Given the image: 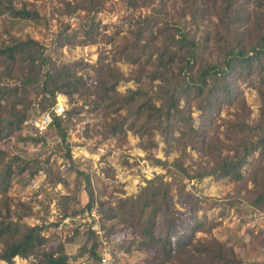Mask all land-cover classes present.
Wrapping results in <instances>:
<instances>
[{"label":"trees","instance_id":"16d2710c","mask_svg":"<svg viewBox=\"0 0 264 264\" xmlns=\"http://www.w3.org/2000/svg\"><path fill=\"white\" fill-rule=\"evenodd\" d=\"M123 1L127 8H149L143 14H132V24L113 43L122 60L131 65L127 74L100 54L94 66L95 78L89 82L77 74V62L51 66L43 45L31 36L11 35L7 41H0V139L17 131L27 117L23 104L31 91L41 95L40 112L50 109L56 93L65 94L69 100H82L64 117L52 114L46 132L54 131L66 144L69 159L66 139L71 119L87 105L88 112L99 116L93 127L96 134L121 142L130 132L138 137L150 162L164 169V173L147 179L137 193L118 198L114 205L108 200L97 201L101 228L107 231L126 227L134 234L137 246L160 253V259L148 258L142 264H231L234 261L229 250L216 238L196 237L197 232L210 233L215 225L205 215L198 218L193 214L184 224L186 231L174 239L168 231L158 234L156 225L168 217L174 195H183V178L228 179L246 189L239 197L252 208L264 210V0H182L176 19L165 10L163 0ZM103 3L66 2L64 13L81 9L87 15L93 14L89 20L95 24L94 13ZM2 8L18 20L38 17L34 9L16 8L11 0H0ZM184 15L189 16L187 29L180 22ZM204 18L207 23L197 35ZM62 37L60 44H75L69 35ZM130 80L137 84L118 90L121 82ZM254 82L260 106L256 119L249 120L250 109L239 85ZM224 107L232 111L221 117ZM194 110L199 111L198 126ZM156 135L164 143V159L155 156ZM192 151L198 159H193ZM172 152L176 156L168 160ZM254 153L257 156L244 174L242 168ZM4 156L0 150V161ZM13 164L19 173L27 167V162L16 156ZM13 170L11 163L0 169L2 195L10 186ZM109 170L107 175L112 174ZM81 174L88 196L85 209L91 210L95 193L89 175ZM248 182L252 187L247 186ZM60 197L67 204L71 200L68 194ZM199 202L194 198L193 211ZM8 212L4 197L0 204L1 260L14 264L15 256L33 254L38 259L34 264H69L65 252L42 250L46 242L42 226L9 220ZM67 213L64 206L63 214ZM89 231L92 242L82 246L79 254L88 253L99 262L98 236L94 230Z\"/></svg>","mask_w":264,"mask_h":264},{"label":"rangeland","instance_id":"374dc122","mask_svg":"<svg viewBox=\"0 0 264 264\" xmlns=\"http://www.w3.org/2000/svg\"><path fill=\"white\" fill-rule=\"evenodd\" d=\"M77 1L11 0L16 8L25 6L34 9L38 17L18 20L3 8L0 9V41H7L11 35L31 36L43 45V51L50 58L51 66L77 62V74H81L89 82L95 78L94 66L100 54H104L106 60L113 61L127 74L131 65L122 60L120 53L114 50L113 43H117V36L124 34L132 24L129 20L132 14H143L149 8H127L123 0H103V7L94 13L95 24H92L89 20L92 13L87 15L81 9L71 14L64 13L66 2L72 5ZM163 1L165 10L169 14L173 13L176 19L182 0ZM188 20L187 15L180 19L186 29ZM206 23L207 19L204 18L197 35L201 34ZM64 35H69L75 44H60L59 40ZM91 39H95V42H91ZM109 39H112L111 43L107 42ZM255 83L239 85L250 109L249 120L256 119L260 106ZM136 84L133 80L124 81L117 88L124 91ZM57 94L66 97V111L82 104V100H69L65 94L56 93V96ZM40 96L34 91L29 93V100L23 104L27 117L17 131L0 139V150L6 154L0 161V169H4V164L11 163L15 172L11 176L6 195L0 193V204L4 197L7 201L8 219L42 226L41 235L46 239L42 250L50 248L65 252L69 256V264H99L88 253L79 254L82 246H89L92 242L89 230H94L98 236L99 254L106 252L111 264H142L148 258L160 259L161 255L155 249L137 246L130 229H102L97 201L108 200L114 205L118 198L137 193L147 179L164 173V169L150 162L146 151L139 145L138 137L130 132L121 142L111 136L102 137L96 134L93 127L99 116L88 112L87 105H84L80 114L71 119L66 139L71 156L69 159L66 155V144L54 131L50 130L40 136L30 125L29 120L40 113ZM229 111L232 108H222L220 116L226 117ZM198 114L199 111H193L197 126L200 124ZM155 138V156L164 159V143L158 135ZM192 155L193 159H198L196 152L192 151ZM14 156L27 162V167L20 173L13 164ZM175 156L176 153L172 152L168 160ZM256 156L257 153H254L248 158L242 168L244 174ZM109 169L112 170L111 175H107ZM33 170L34 174L29 177ZM81 173L89 175L95 193V204L91 210L85 209L88 196ZM56 180L59 181L53 183ZM181 182L184 193L180 197L176 193L169 202L167 219L162 218L156 225L158 234L168 231L174 239L181 231H186L184 224L190 221L193 214L198 218L205 215L215 225L210 233L197 232V238H216L229 250L234 261L231 264H264V226L260 227V224L250 218L249 211L252 206L239 197L246 193V189L228 179H215L211 176L200 181L183 178ZM247 186L252 187V184L248 182ZM62 194L71 197L68 204L61 201ZM194 198L200 201L195 211L192 210ZM64 206L68 212L66 216L63 214ZM35 258L33 254L28 257L18 256L13 258V262L34 264L38 260ZM0 264L6 262L0 259Z\"/></svg>","mask_w":264,"mask_h":264},{"label":"built area","instance_id":"2783aa9c","mask_svg":"<svg viewBox=\"0 0 264 264\" xmlns=\"http://www.w3.org/2000/svg\"><path fill=\"white\" fill-rule=\"evenodd\" d=\"M66 109V97L62 94H57L55 97L54 104L50 107L49 110L40 112L36 117L30 119V125L32 126L35 133L41 135L46 134L48 131L49 125L52 122V114L64 116ZM28 121H25L27 123ZM250 218L255 221L257 224H260V227L264 226V210H259L251 208L249 211ZM109 255L106 252L100 254L99 264H111L108 261ZM16 258L18 256H15Z\"/></svg>","mask_w":264,"mask_h":264}]
</instances>
